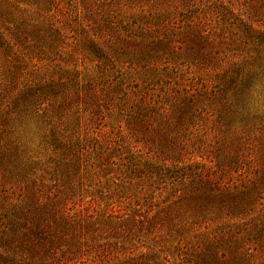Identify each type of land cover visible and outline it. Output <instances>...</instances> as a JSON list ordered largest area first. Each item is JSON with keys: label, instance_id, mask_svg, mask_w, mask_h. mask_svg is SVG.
<instances>
[{"label": "rangeland", "instance_id": "rangeland-1", "mask_svg": "<svg viewBox=\"0 0 264 264\" xmlns=\"http://www.w3.org/2000/svg\"><path fill=\"white\" fill-rule=\"evenodd\" d=\"M162 33L191 48L113 52ZM0 264H264V0H0Z\"/></svg>", "mask_w": 264, "mask_h": 264}, {"label": "trees", "instance_id": "trees-1", "mask_svg": "<svg viewBox=\"0 0 264 264\" xmlns=\"http://www.w3.org/2000/svg\"><path fill=\"white\" fill-rule=\"evenodd\" d=\"M217 2H219V0H217ZM57 6H59V5H57ZM161 18H162V20H161ZM195 19L196 20H201L200 18H195ZM158 21H160V23L162 25H166V26H169L171 28L174 25H176V20H175V17L173 15V13L171 11L168 12V11L163 10L161 12H158L156 14H153V17H151L150 19H148L146 21V23L143 24L142 26H138V29L139 30H142L146 34H159L161 29L160 28L159 29L158 28L157 29L156 28L154 29L155 25H153L154 22H158ZM59 23H61V22H59ZM192 25L195 28H197V29L191 28V31L193 32L192 35H191L192 36L191 39H193L195 41L201 42V44H200L201 46L199 47V49L200 50H203L205 48L206 49H212L213 47H211V46L213 45L214 41L217 40L216 34H214L212 32H207V30L200 23V21L195 22ZM165 27H164V29H165ZM198 28H201V30L199 32H198ZM128 31H134V30L131 28ZM164 31H162V32H164ZM2 37H4V34H3V36H1V38ZM79 37H80L79 43H81V42L84 43L85 41L87 43H91V42L92 43H97L96 40H93V39L87 37L86 34H84V35L82 34ZM93 45H96V44H93ZM11 46H14V45L12 44ZM188 48H191V47H186V44H185V41L184 40H182V39L169 40V37H166V34L165 33H162V35L155 36V38L152 39L151 41H149L148 43H141L139 45L124 43L119 48L114 49L113 52L116 55V54H119V52L121 51V53H120L121 56L128 57L127 59L129 61V64H128V66L126 68L127 69L128 68L131 69L132 68V65H134L135 63H138V62L146 63V61H149L150 59L158 58L159 57V54L158 53L163 52V55H165L167 53L168 55L175 54L177 56H181V55H183V53L185 52V50H187ZM191 54L192 55H198L197 53H191ZM155 55H158V56L155 57ZM210 55H212V53H207L206 54V56H210ZM103 57H105V59H107L109 61V58L105 54L103 55ZM167 60H168V57L165 59V61H167ZM220 61L222 62V60H220ZM164 63L165 64H168V62H164ZM146 67L147 66L145 64L142 65V68H146ZM223 67H225V66H223ZM165 68L168 69V67H164L162 69V71H164ZM108 69L109 70H112V69H114V67L113 66L112 67H108ZM108 69H107V72H108ZM120 69L122 71H124L122 68H120ZM121 70H117V73H118V71L121 72ZM68 71L69 72H75L73 69H71V71L70 70H68ZM222 71H224V70H220V72H222ZM69 72H64V71L58 72L57 71V72H55L53 74V76H57V80L59 82H61L62 84H64V83H66L65 82L66 81L65 79L71 78L68 75ZM109 74H110V72H109ZM45 75L46 74H43L41 76H45ZM121 75L123 76L124 73L121 74ZM41 76H40V78H41ZM103 77H105L104 78V82L105 83H109V84L116 83V86L117 87H120L122 90H124V89L127 90L130 87H132L134 89L137 88V87H140V84L139 83H134V82H132L133 85H128L127 84V81H126V78L125 77H120V75L119 76L117 75V76H115L112 79L110 78L109 75L103 76ZM45 82H47V81H45ZM26 84L27 85H23V86L24 87L30 86L29 83H26ZM49 84H53V82L49 81ZM142 84H144V83L142 82ZM147 87H149V86L147 85ZM149 90H152V89L149 88ZM187 94H189L188 93V90H186L185 96L188 97V104H190L192 102V99L190 98V97H192V95H187ZM126 95H128V93L127 92H124L122 96L124 97ZM165 96H166V94L157 95L156 96L157 97V101L158 100H163L165 98ZM158 110H162V113L163 114L165 113L166 115L167 114H174V112H173L174 110L171 111L169 108H166V107H161ZM177 111H178V109H177ZM195 111H199V113H202L205 110L201 108V109L195 110ZM188 113H189V108L188 109H184L182 115H186L187 116ZM150 126H151V124L148 123V122L139 121V123H135V125L132 126L133 127V131L130 134L132 136L136 135L137 130L144 131L143 133H147L146 131L149 130L148 128ZM77 140H79L78 137L71 138L68 141H66V140H62V141H58L57 140V141L60 144L64 143L68 148L74 149L75 146H78V144L80 143V140L79 141H77ZM135 165L138 166V164H135ZM199 177H201V180L202 181H204L205 179H206V182H211L212 181L203 172H200ZM217 187L220 189L219 184H218ZM40 199L38 201H40ZM245 226H246V224L245 223H242V222H237V223L227 222L226 223V227H224V229L227 232H232L233 231L234 232V235H236V234H239L242 231H244L245 230ZM204 229H205L204 232H201L200 231L199 233L200 234H204V236H206V239L209 242L210 241H213L214 240V236L210 233L211 231H208L206 228H204ZM238 237L239 236H236L235 238L237 239Z\"/></svg>", "mask_w": 264, "mask_h": 264}]
</instances>
